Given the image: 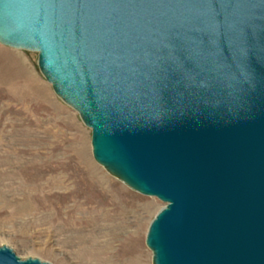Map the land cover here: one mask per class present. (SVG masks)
<instances>
[{
  "label": "water",
  "instance_id": "water-1",
  "mask_svg": "<svg viewBox=\"0 0 264 264\" xmlns=\"http://www.w3.org/2000/svg\"><path fill=\"white\" fill-rule=\"evenodd\" d=\"M0 45L37 53L94 162L164 204L152 264H264V0H0Z\"/></svg>",
  "mask_w": 264,
  "mask_h": 264
},
{
  "label": "rangeland",
  "instance_id": "rangeland-1",
  "mask_svg": "<svg viewBox=\"0 0 264 264\" xmlns=\"http://www.w3.org/2000/svg\"><path fill=\"white\" fill-rule=\"evenodd\" d=\"M90 139L37 53L0 45V246L50 264H152L145 237L164 204L96 164Z\"/></svg>",
  "mask_w": 264,
  "mask_h": 264
},
{
  "label": "bare ground",
  "instance_id": "bare-ground-1",
  "mask_svg": "<svg viewBox=\"0 0 264 264\" xmlns=\"http://www.w3.org/2000/svg\"><path fill=\"white\" fill-rule=\"evenodd\" d=\"M133 239H132V237H131V241H132Z\"/></svg>",
  "mask_w": 264,
  "mask_h": 264
}]
</instances>
